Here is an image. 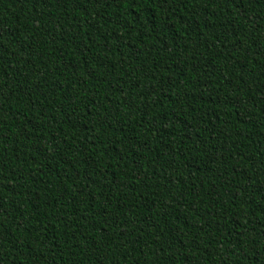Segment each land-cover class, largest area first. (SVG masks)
Here are the masks:
<instances>
[{
    "label": "trees",
    "instance_id": "obj_1",
    "mask_svg": "<svg viewBox=\"0 0 264 264\" xmlns=\"http://www.w3.org/2000/svg\"><path fill=\"white\" fill-rule=\"evenodd\" d=\"M0 264H264V0H0Z\"/></svg>",
    "mask_w": 264,
    "mask_h": 264
}]
</instances>
